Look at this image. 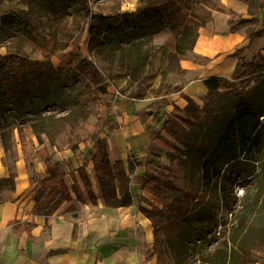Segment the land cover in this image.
Here are the masks:
<instances>
[{
    "label": "trees",
    "instance_id": "1",
    "mask_svg": "<svg viewBox=\"0 0 264 264\" xmlns=\"http://www.w3.org/2000/svg\"><path fill=\"white\" fill-rule=\"evenodd\" d=\"M242 1L250 18L221 7L220 0H137L133 11L112 15L94 13L86 0H44L53 16L65 6L75 8L84 27L89 16H96L87 29V49L106 62L107 71L124 65L133 79L152 69L156 60L159 72L173 70L192 53L199 29L215 10L230 15L231 31L248 26L247 41L264 36V19L258 18L261 0ZM6 32L0 26V40ZM165 34L167 39L156 44ZM242 51L234 52L231 77L206 81L208 90L200 103L181 94L186 106L174 105L163 120L161 129L178 145L153 137L169 150L170 164L159 165L161 170L130 176L123 161L111 162L106 140L98 133L90 136L93 174L105 205L131 204L133 179L143 181L142 188L162 204L141 196L138 206L153 227L149 256H155V264H253V256L264 264V56L257 53L245 63ZM19 61L14 66L0 54V145L7 153H14L16 139L24 140L26 129L38 143L44 144V136L55 146L58 136L75 132L86 121L91 113L87 105L107 93L106 74L82 53L78 63L65 70L47 56H21ZM50 107L64 112L46 113ZM81 141L68 149L76 152ZM133 163L140 162L128 157L127 164ZM44 168V177L29 174L36 185L33 213L48 216L72 197L96 201L84 166L69 172L70 184L59 160L47 156ZM13 185L11 175L0 181L1 189Z\"/></svg>",
    "mask_w": 264,
    "mask_h": 264
},
{
    "label": "crops",
    "instance_id": "2",
    "mask_svg": "<svg viewBox=\"0 0 264 264\" xmlns=\"http://www.w3.org/2000/svg\"><path fill=\"white\" fill-rule=\"evenodd\" d=\"M261 3L258 18L264 19V0ZM220 6L243 18L251 17L247 3L242 0H220ZM229 19L226 11L212 12V19L199 29L192 53L175 65V73H183L185 83L175 90L176 83L173 82V92L169 91L153 112L145 115L141 106L143 101L115 95L116 89L111 84L102 99L89 103L96 105L98 115L111 121V126L105 125L101 129V137L106 140L111 162L123 161L130 176L145 177L159 169L158 164L169 165L167 150L153 137L159 132L171 139L161 126L174 105L186 106L187 101L181 94L200 103L208 90L206 81L219 76L231 77L237 49H243L241 57L245 63L257 53L264 56V36L256 35L247 41L248 26L231 31ZM29 137L34 139L32 132ZM21 145L17 138L14 147L17 157L11 164L0 145V181L10 175L14 177L12 189L0 188V264H155V256H149L153 227L138 208L141 196L154 201L153 196L142 188L143 181L132 180L133 202L129 205H105L93 184L94 202H82L72 197L48 216L33 213L36 185L29 174L44 177L46 173L44 163L39 158H29L31 151L24 150ZM93 152L94 147L89 143L80 144L76 152L67 148L56 152L60 168L65 171L63 167L66 166L68 169L65 177L69 184L72 182L70 171L80 166L86 169L87 162L92 169ZM128 157L140 163L128 165ZM87 174L93 182L88 171ZM253 260V264H263L257 256H253Z\"/></svg>",
    "mask_w": 264,
    "mask_h": 264
},
{
    "label": "rangeland",
    "instance_id": "3",
    "mask_svg": "<svg viewBox=\"0 0 264 264\" xmlns=\"http://www.w3.org/2000/svg\"><path fill=\"white\" fill-rule=\"evenodd\" d=\"M86 1L94 13H102L104 15H112L114 12L131 11L137 4V0L136 3L135 0ZM96 21L97 18L94 15L87 18L88 26ZM0 26L7 29L6 35L0 40V54L14 66L20 65L19 57L21 56L33 60H41L47 56L54 66H59L65 70L68 67L75 66L79 61V53H82L94 60L97 67L106 74V81L125 98L143 101L141 102V106L145 115L153 112L156 104L164 101L166 99L165 95L169 91L170 93L173 92V89H171L173 82L176 83L175 90H178L185 83L183 73H175V67L173 68L174 72H172L173 70L166 73L159 72L157 70L159 66L158 60L154 62L152 69H147L137 79L131 78V70L127 69L124 65H115L110 71H107L106 62L97 56V54L87 49L88 26L84 27V21L81 19L79 12L70 6H65L60 14L53 16L47 11L44 0H0ZM251 26L256 25L253 24ZM167 37L168 35L165 34L157 38L155 43L161 44ZM106 104L109 105L107 102ZM87 108L91 113L81 127L75 132L67 131L58 136L56 145L53 147L48 144L44 136V144L38 143L35 135L33 134L34 139L29 137L31 131L26 129L24 131V140L19 141H21V146L24 150L29 149L31 151L29 158H39L42 164L47 156L51 160L57 159L56 152L68 149L69 144L76 142L78 138L82 140L78 146L82 143H89V146L94 147L90 136L98 133L101 137V129L105 125L111 126V121L105 119L102 114L98 115L99 111H95V104H88ZM45 112L58 115L64 111L57 107H50ZM155 136H161L169 142L178 145L177 141L172 137L168 139L159 132ZM159 144L167 150L168 154L169 150L161 143ZM15 157H17L15 153H7L9 164L13 162ZM85 166L88 173L91 175L92 170L93 174V168L90 169L88 162L85 163ZM63 168L65 171L61 170L64 173L67 172L66 166ZM158 170H161V168L159 167L155 172ZM32 174L35 176L34 173ZM93 184L94 187L97 186L96 183L92 182ZM240 192L241 188H237V193L240 194ZM153 198L154 201L151 202L162 207V204L154 196ZM147 207L150 206L147 204Z\"/></svg>",
    "mask_w": 264,
    "mask_h": 264
},
{
    "label": "built area",
    "instance_id": "4",
    "mask_svg": "<svg viewBox=\"0 0 264 264\" xmlns=\"http://www.w3.org/2000/svg\"><path fill=\"white\" fill-rule=\"evenodd\" d=\"M115 95L122 96V94L118 90H115Z\"/></svg>",
    "mask_w": 264,
    "mask_h": 264
},
{
    "label": "bare ground",
    "instance_id": "5",
    "mask_svg": "<svg viewBox=\"0 0 264 264\" xmlns=\"http://www.w3.org/2000/svg\"><path fill=\"white\" fill-rule=\"evenodd\" d=\"M91 178H92L93 182H95V179H94L92 172H91Z\"/></svg>",
    "mask_w": 264,
    "mask_h": 264
}]
</instances>
